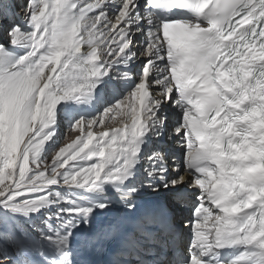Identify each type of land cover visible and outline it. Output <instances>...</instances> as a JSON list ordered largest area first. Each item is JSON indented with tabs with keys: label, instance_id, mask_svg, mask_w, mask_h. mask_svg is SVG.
I'll return each instance as SVG.
<instances>
[{
	"label": "snow or ice",
	"instance_id": "1",
	"mask_svg": "<svg viewBox=\"0 0 264 264\" xmlns=\"http://www.w3.org/2000/svg\"><path fill=\"white\" fill-rule=\"evenodd\" d=\"M0 264H264V0H0Z\"/></svg>",
	"mask_w": 264,
	"mask_h": 264
},
{
	"label": "rangeland",
	"instance_id": "2",
	"mask_svg": "<svg viewBox=\"0 0 264 264\" xmlns=\"http://www.w3.org/2000/svg\"><path fill=\"white\" fill-rule=\"evenodd\" d=\"M17 11H19V10L17 9ZM75 135H76L75 133H66V136H67L66 142H70L71 139H74Z\"/></svg>",
	"mask_w": 264,
	"mask_h": 264
}]
</instances>
